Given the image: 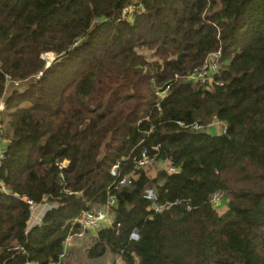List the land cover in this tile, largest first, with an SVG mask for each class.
<instances>
[{"label": "trees", "instance_id": "trees-1", "mask_svg": "<svg viewBox=\"0 0 264 264\" xmlns=\"http://www.w3.org/2000/svg\"><path fill=\"white\" fill-rule=\"evenodd\" d=\"M217 50L221 85L183 81ZM1 99L0 264L56 261L73 220L109 195L89 259L264 264V0H0ZM213 120L225 132L179 124ZM143 150L179 171L151 176L133 161ZM117 161L133 174L114 188ZM148 188L178 203L155 211ZM45 198L27 230L26 199Z\"/></svg>", "mask_w": 264, "mask_h": 264}, {"label": "built area", "instance_id": "built-area-1", "mask_svg": "<svg viewBox=\"0 0 264 264\" xmlns=\"http://www.w3.org/2000/svg\"><path fill=\"white\" fill-rule=\"evenodd\" d=\"M223 61H222V55L220 50L212 51L208 54L206 57L204 63L195 68L192 72L184 76L183 81L191 84H200L204 85L206 88H210L213 85H221L222 82L217 79V74L219 73L220 69L222 68ZM41 75L42 72H38L36 77L38 75ZM177 76V75H176ZM12 82H10V76L6 75V82L5 87L8 89ZM15 85H17V82H13ZM169 84H165L161 87H157L155 90V94L158 97L157 98V104L156 106H159V103L162 99H164L169 91ZM2 101V99H1ZM0 101V113L4 109V102ZM159 108V107H158ZM181 126H189V128L193 130H199V129H208L212 125L217 124L220 125V132H225V125L222 121L219 120H213L208 125L203 126L197 122L190 123V124H184L183 122L179 123ZM1 139V138H0ZM4 148H5V142L0 140V166L2 163V160L5 158L4 154ZM133 161L135 162L136 166L144 167L147 165L150 161H154L153 157H150L146 150H143L138 157H133ZM160 165H162V168L166 169L169 173H175L178 172V167L171 164L168 160H162L159 161ZM67 164V161H63L61 163L62 166H65ZM121 168H120V162H116L112 164V166L109 169V174L111 177L115 178L114 182L116 183L114 188H119L122 186H126L131 183V178L133 173L129 174H123L121 175ZM1 189L4 191V186L1 184ZM144 198L147 200H150L152 202V207L155 211H160L163 208H168L171 205L177 204L178 201H172L169 203H165L163 205H159L156 203V193L152 188H148L145 190ZM219 195L218 193H215L213 196V203L217 205L219 203ZM26 202L29 204V210L30 214L27 220V230L30 229V227L34 224V221L37 219V214L34 213V210L38 206H45V210L49 208V201L45 198L43 201L39 203H35L31 200L26 199ZM115 204V199L113 195H109L106 202L99 207L96 208H89L81 211V214L76 217L73 220V223H77L82 229L88 230L91 232L97 231L99 228L104 226H110L112 224V214H111V208ZM187 209H190V206L187 205ZM37 222V221H36ZM75 235H81V233H72L71 231L65 236L63 240V249L61 253L58 256V259L54 262H51L50 264H60L61 261L65 258L67 250L70 248V244L72 242V239ZM139 235L136 231H132L130 233V239L136 240L138 239ZM113 264H123L119 257H115Z\"/></svg>", "mask_w": 264, "mask_h": 264}, {"label": "rangeland", "instance_id": "rangeland-1", "mask_svg": "<svg viewBox=\"0 0 264 264\" xmlns=\"http://www.w3.org/2000/svg\"><path fill=\"white\" fill-rule=\"evenodd\" d=\"M129 9L132 10V5L129 6ZM141 50L146 54L148 59H152L150 52H147L145 47ZM148 51H151V50H148ZM55 57H56V55L52 52L43 53L42 58L45 60V67L50 65L53 62V60L55 59ZM39 76H40V74L38 75V77ZM38 77H35V78H38ZM9 87H11V86H9ZM9 87H8V89H9ZM8 89H7V91H8ZM1 102H4V99H2ZM142 168L146 172H148L151 176H154L157 169L162 168V165H160V163L158 161H150L147 165H145ZM51 206H52V203L49 204V208ZM96 207H98V206H94L92 208H96ZM42 208H43V211L45 213V206L44 205L38 206L34 210V213L38 214ZM218 211L221 212L222 208H218ZM42 216L41 217L39 216L36 219L37 222L34 221V224L31 227L38 224L40 222V220L42 219ZM90 232L91 231L82 229V227H80V230L78 232H72V233H81V235H75L73 237L72 242L70 244V248L67 250L65 258L63 259V261H61L60 264H113V261H114L116 256L114 254H112L111 252H106L103 256H101L98 259H96V258H93V259L90 258L89 259L86 256V250L88 249V247H90L92 245L93 239L97 233V231L92 232L94 234L92 236H94V237H90V236L84 237L87 234L90 235Z\"/></svg>", "mask_w": 264, "mask_h": 264}, {"label": "crops", "instance_id": "crops-1", "mask_svg": "<svg viewBox=\"0 0 264 264\" xmlns=\"http://www.w3.org/2000/svg\"><path fill=\"white\" fill-rule=\"evenodd\" d=\"M207 131L208 132H210V133H212V134H219V133H221L220 132V125H217V124H214V125H212L210 128H208L207 129ZM46 211V210H45ZM43 213H44V211H43V208L39 211V213L37 214V218L40 216H42L43 215ZM92 235H94L92 232H90V235H85L84 237H86V236H90V237H94V236H92ZM100 258V257H99ZM96 259H98V258H96Z\"/></svg>", "mask_w": 264, "mask_h": 264}, {"label": "water", "instance_id": "water-1", "mask_svg": "<svg viewBox=\"0 0 264 264\" xmlns=\"http://www.w3.org/2000/svg\"><path fill=\"white\" fill-rule=\"evenodd\" d=\"M46 162H47V163H51V162H52V159H49V160H47Z\"/></svg>", "mask_w": 264, "mask_h": 264}]
</instances>
